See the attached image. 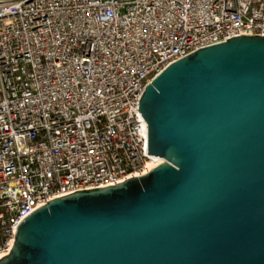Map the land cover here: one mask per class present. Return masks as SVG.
<instances>
[{
	"label": "built area",
	"instance_id": "built-area-1",
	"mask_svg": "<svg viewBox=\"0 0 264 264\" xmlns=\"http://www.w3.org/2000/svg\"><path fill=\"white\" fill-rule=\"evenodd\" d=\"M244 33L264 35V0H0V258L39 205L163 162L146 85Z\"/></svg>",
	"mask_w": 264,
	"mask_h": 264
},
{
	"label": "water",
	"instance_id": "water-1",
	"mask_svg": "<svg viewBox=\"0 0 264 264\" xmlns=\"http://www.w3.org/2000/svg\"><path fill=\"white\" fill-rule=\"evenodd\" d=\"M138 110L164 161L31 210L0 264H264V35L170 63Z\"/></svg>",
	"mask_w": 264,
	"mask_h": 264
},
{
	"label": "bare ground",
	"instance_id": "bare-ground-1",
	"mask_svg": "<svg viewBox=\"0 0 264 264\" xmlns=\"http://www.w3.org/2000/svg\"><path fill=\"white\" fill-rule=\"evenodd\" d=\"M152 167V165L150 163L147 164V168H150Z\"/></svg>",
	"mask_w": 264,
	"mask_h": 264
}]
</instances>
